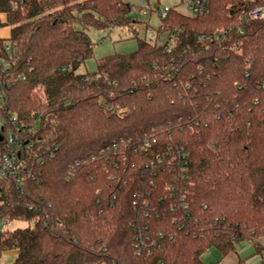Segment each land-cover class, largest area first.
Here are the masks:
<instances>
[{"label": "trees", "instance_id": "16d2710c", "mask_svg": "<svg viewBox=\"0 0 264 264\" xmlns=\"http://www.w3.org/2000/svg\"><path fill=\"white\" fill-rule=\"evenodd\" d=\"M142 1L152 13L162 0ZM209 5L171 8L160 46L125 0H0V159L12 131L23 180L0 179L11 264H205L211 249H262L264 18L241 17L264 0ZM91 28L134 34L137 50L80 73ZM16 221L28 226L5 228Z\"/></svg>", "mask_w": 264, "mask_h": 264}, {"label": "rangeland", "instance_id": "374dc122", "mask_svg": "<svg viewBox=\"0 0 264 264\" xmlns=\"http://www.w3.org/2000/svg\"><path fill=\"white\" fill-rule=\"evenodd\" d=\"M140 6L139 0H125ZM140 8V11H134L133 17L139 23L136 25L137 33L139 37H147L150 40L160 39L164 43L169 38V34L165 31H160L157 35L158 28L161 24V19L156 11L149 12L147 6ZM175 8L177 11L191 16L192 13L184 6L182 0H162L160 8ZM146 8V9H145ZM147 24H150V27L147 29ZM88 35L91 37L94 42V56L86 62V65L81 67L79 72H94L97 70V59L113 55V54H127L137 50V41L134 34L129 32H121L119 30H113L110 34L108 31H100L94 28L87 30ZM1 127V126H0ZM6 146V144H4ZM1 154V146H0ZM28 225L23 222H11L5 228L9 230H15L18 228H26ZM1 231V226H0ZM264 242V241H263ZM15 260L14 252H1L0 251V264H11ZM202 260L205 264H232L235 261L234 253L229 256L222 258L221 254L216 249H211L202 256Z\"/></svg>", "mask_w": 264, "mask_h": 264}, {"label": "built area", "instance_id": "2783aa9c", "mask_svg": "<svg viewBox=\"0 0 264 264\" xmlns=\"http://www.w3.org/2000/svg\"><path fill=\"white\" fill-rule=\"evenodd\" d=\"M184 6L192 13L191 16L203 15L209 13L210 5L209 0H182ZM139 5H144L142 0H139ZM171 8H159L157 13L161 20H165L168 17V13L170 12ZM140 11L139 6L134 9V11ZM149 10V9H148ZM253 19V20H260L264 18V6H257L255 9L249 11L247 15L241 17V19ZM226 31L221 30L220 34H224ZM157 43L160 46H164L165 43L160 39H157ZM264 85V82H263ZM7 149L6 152L0 159V179L7 178L11 175L17 176V184L19 187L22 186L23 180L19 176V166H18V159L20 156L19 151V144L16 142L15 135L12 131H8L5 135ZM149 146V143L146 144Z\"/></svg>", "mask_w": 264, "mask_h": 264}, {"label": "crops", "instance_id": "0c3cea01", "mask_svg": "<svg viewBox=\"0 0 264 264\" xmlns=\"http://www.w3.org/2000/svg\"><path fill=\"white\" fill-rule=\"evenodd\" d=\"M0 19L6 22V16L1 15ZM0 37L9 38L10 29L7 27L0 28ZM264 239L261 240L262 249L257 250L253 242H242L236 245L235 261L232 264H264ZM219 252V251H218ZM220 254V253H219Z\"/></svg>", "mask_w": 264, "mask_h": 264}, {"label": "water", "instance_id": "95a60500", "mask_svg": "<svg viewBox=\"0 0 264 264\" xmlns=\"http://www.w3.org/2000/svg\"><path fill=\"white\" fill-rule=\"evenodd\" d=\"M3 140V138H2V136L0 135V141H2Z\"/></svg>", "mask_w": 264, "mask_h": 264}]
</instances>
